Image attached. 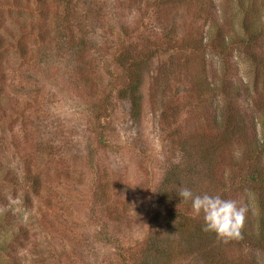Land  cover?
Segmentation results:
<instances>
[{"label":"trees","instance_id":"1","mask_svg":"<svg viewBox=\"0 0 264 264\" xmlns=\"http://www.w3.org/2000/svg\"><path fill=\"white\" fill-rule=\"evenodd\" d=\"M233 1L240 14L239 31L230 32L220 18L216 0H183L194 16L175 20L178 0H153L157 13L163 11L167 17L161 26L159 22V28L155 27L157 41L147 36L141 17L135 24L137 29L132 27L116 39L118 43L110 51L113 69H104L107 78L100 76V80H108L103 88L96 82L98 50L93 53L85 50L81 43L79 45L81 37L75 34L72 21L78 20V10L73 0H0V152L10 145L8 152L24 167L16 174L3 167L0 160V205L9 213L5 216L0 212L1 219L8 218L0 233V264H21L11 252L16 254V247L28 238V229L21 225L12 235L9 230L4 231L6 225L12 226L17 221L8 205L9 192L15 198L22 194L21 201L29 205L32 198L40 197L43 189L41 177L29 167V143L33 126H39V116H35L39 112L28 109L38 108V99L31 98L34 91H38L33 86L37 82L26 83L32 87L22 85L19 95H7L4 90L10 82L7 56L14 52L25 66L37 60L39 67H44L43 77L49 80L52 66L45 56L50 54L49 46L55 39L63 55L72 53L77 57L71 66L74 57L60 64L59 69L67 64L62 76L74 81L73 89L80 96L91 126H101L102 118L108 117L107 103L112 94L130 102L131 116L140 118L145 100L143 87L151 71L152 75L161 76L162 69L174 66L168 74L178 70L184 76L180 82L184 91L191 93L184 104L178 102L183 108L180 118L171 114L165 116L169 129L167 150L178 155L176 163L167 164L160 182L166 189L160 197L165 210L152 211L153 214L150 210V226L143 239L127 241V244L103 222L117 219L116 229H119L129 221L128 213L120 211V207L125 208L128 199L125 195L129 191L109 193L113 185L109 186L105 179H96L95 189L87 193L82 202L89 216L98 223L94 240L98 241L99 235L107 237L105 242H109V248L122 264H258L256 257L232 253V248L237 245L264 251V0ZM6 14L15 15V20L8 22ZM239 58H245L252 67V90L233 73ZM214 59L220 62L222 72H215ZM53 80L60 85V80L53 78L47 82ZM28 89L33 92L32 96ZM24 92L28 94L25 96ZM23 95L28 103H19ZM243 96H247V101L239 103ZM236 141L239 144L235 145ZM99 142H103L101 135ZM234 151L241 153L238 159L233 156ZM91 154L87 152L88 165L92 164ZM137 155L140 162L146 164L148 159ZM181 185L191 189L194 195L219 194L223 199L242 202L248 211L241 238L225 242L214 233L203 231L202 214L194 213L191 201H182L176 194ZM241 193L244 198L238 199ZM142 195L144 202L152 203L151 195L148 200L145 193ZM144 206L149 207V204ZM81 257L77 262L69 260L67 263L84 264L86 259L83 254Z\"/></svg>","mask_w":264,"mask_h":264},{"label":"rangeland","instance_id":"2","mask_svg":"<svg viewBox=\"0 0 264 264\" xmlns=\"http://www.w3.org/2000/svg\"><path fill=\"white\" fill-rule=\"evenodd\" d=\"M216 1L220 18L226 23L229 31L232 32L234 29L239 31L240 14L236 10L235 2ZM182 2L183 0H178L175 4L177 15L173 20L181 17L193 18L190 6ZM153 3V0H73L78 10V20L72 21L75 25L74 31L77 37H81L79 45L81 43L85 50L90 53L98 50L99 80L101 75L104 78L108 76L104 69H113L110 51L113 45L118 43L116 39L124 36L125 31L132 30V27L134 30L137 29L135 24L141 17L146 25L147 36L150 35L157 41L155 27L159 28L157 26L159 22L161 26V22L167 17L163 11L157 13L158 8ZM15 18V15L5 16L8 22ZM123 27L125 28L121 29ZM143 28L138 30L141 31ZM55 43L56 39L49 46L50 54L45 57L52 66L48 79L60 80L58 85L60 87L54 80L47 82L49 80L43 77L44 67H39L37 60L25 66L23 60L14 52L7 56L10 59L7 65L10 82L4 87L7 95L15 96L22 85L27 86L28 81L37 82L33 86H36L38 91H34L33 96L31 89L27 91H30L32 99H38V108L31 106L28 111L39 112L28 114L39 116L37 120L39 126L34 125V128H31L33 135L29 143L31 147L29 167L32 173L41 177L43 189L40 197L32 198L29 205H24L21 201L22 194L15 198L9 192L8 205L11 206L10 210L17 221L12 226L6 225L4 231L9 230L12 235L19 229V225L28 229V238L16 247V254L11 252L21 264H70L67 261L77 262L81 254L86 259L84 264H122L109 248V242H105L107 237L101 238L99 235L98 241L94 240L93 233L97 232L98 223L93 216H89L88 209L82 206V202L85 201L87 193L95 189L93 185L96 179H105L109 186L113 185L109 193L121 194L125 189L128 190L125 195L128 197L125 208L120 207V211L128 213L129 221L116 229L117 219L104 221L103 216L101 218L110 230L113 228L121 235L119 238L121 241L124 239L127 244H129L127 241H141L150 226L149 211L151 210L153 214L152 211L157 213L166 208L160 199L166 189L161 187L160 182L163 181L167 164L176 163L178 156L167 150L169 129L165 125V116L171 114L180 118L183 108L178 102H181L180 105L184 104L191 93L184 91L180 83L184 76L178 70L168 74L169 70L175 69L174 66L162 69L161 76L152 75L151 71L147 73L146 85L143 87L145 100L140 118L131 116L130 102L112 94L107 103L108 117L102 118L101 126L98 124L91 126L83 110L80 96L73 89L74 81L68 76H62L67 64L62 65L63 69H59L60 64L66 63V60L70 61L74 56L72 53L63 55ZM76 58L74 57L70 66ZM236 60L234 75H239L242 83L252 90L250 63L245 58ZM153 65L155 67V63ZM157 66H160V63ZM214 66L216 73L222 72L220 62L216 59ZM12 78L15 79L11 83ZM98 79L96 82L105 88L108 80L102 79L100 82ZM27 92H24L25 96ZM246 97L243 96L238 102H246ZM20 98L22 99L19 103H28L24 95ZM184 111H187V108ZM104 122L105 126H102ZM257 128L260 130V127ZM100 135L103 138L102 144L99 142ZM237 144L239 141L235 142V145ZM7 146V149L4 148L0 152L2 166L18 174L20 168L24 167L22 163L19 164L12 152H8L10 145ZM87 152L92 153L91 165L86 164ZM138 153L144 155L145 160L148 159L146 164L140 162ZM139 187L142 188V192L139 191ZM143 193L146 194V200L149 195L153 197L152 203L144 202ZM238 196V199L244 198L243 193ZM146 204H149V207H145ZM5 209L0 205V212L6 216L9 213ZM7 220L6 217L0 218V233L3 232L2 225H5ZM232 253L256 257L258 264H264V251L234 245Z\"/></svg>","mask_w":264,"mask_h":264},{"label":"clouds","instance_id":"3","mask_svg":"<svg viewBox=\"0 0 264 264\" xmlns=\"http://www.w3.org/2000/svg\"><path fill=\"white\" fill-rule=\"evenodd\" d=\"M241 153L234 151L233 156L239 158ZM177 196L182 201H191L194 213L202 214L205 232L214 233L217 238L227 242L241 238V229L244 226L247 207L236 200L223 199L219 194L194 195L186 186H179Z\"/></svg>","mask_w":264,"mask_h":264}]
</instances>
